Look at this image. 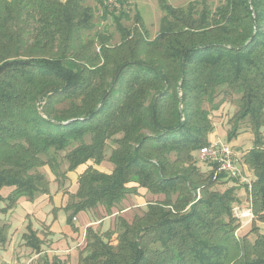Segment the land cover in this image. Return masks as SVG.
<instances>
[{
    "label": "trees",
    "instance_id": "1",
    "mask_svg": "<svg viewBox=\"0 0 264 264\" xmlns=\"http://www.w3.org/2000/svg\"><path fill=\"white\" fill-rule=\"evenodd\" d=\"M161 4L152 40L126 31L120 9L110 14L120 43L107 46L101 34L93 54L84 33L95 14L85 0H0L1 211L50 194L43 168L61 188L67 173L86 165L64 207L69 225L82 211H123L140 188L163 198L130 221L116 216L105 232L88 227L77 264H264V234L253 241L235 234L237 188L213 190L220 179L243 185L253 218L264 224V0L215 7L197 0L185 10ZM233 94L238 112L227 139L248 123L253 142L241 162L254 177L249 185L223 173L214 180L217 165L207 163L206 174L192 156L209 143V109ZM103 161L110 173L93 167ZM3 188H11L5 198ZM7 231L0 224V245ZM26 231L25 245L40 254L42 240L29 224Z\"/></svg>",
    "mask_w": 264,
    "mask_h": 264
},
{
    "label": "rangeland",
    "instance_id": "2",
    "mask_svg": "<svg viewBox=\"0 0 264 264\" xmlns=\"http://www.w3.org/2000/svg\"><path fill=\"white\" fill-rule=\"evenodd\" d=\"M164 1L166 5L172 8L185 10L190 3H193L197 0ZM220 1L221 0H207V2L212 5V7L217 6ZM98 2V0H85L86 5L91 7L95 14L94 20H92L94 22L93 29H91L89 33H84V35L87 36L84 41L92 45L89 51L90 53H99L98 37L101 34L108 36L109 40L107 42V46H113L120 43L121 35L115 27L114 18L110 16V14L112 13L117 15L120 9L124 10L128 15V17L123 18L121 20V24L126 29V31H131L134 29V27L138 28L141 34L149 40H152L159 33L160 21L163 16L161 0H124L122 2H119L118 0H102V3L106 5V7H108L107 14H104V9L102 8V6L99 5ZM221 98L222 96L218 97L217 100H220ZM238 98V95L235 94H233L232 96H227L223 101H219L216 104L215 108L209 109V115L213 131L208 136L209 142H211L212 138H214V141H219L230 147V149L234 153H238L237 156H235L237 159L238 157L242 158V154H244L252 147L253 142V134L251 133L247 122H243L240 124L239 134L236 137L230 139L229 141L227 139L228 131H230L234 117L238 112ZM261 130L264 133V125ZM114 147L115 145H113V143L109 141L106 148L107 156L110 154L111 149ZM192 156L196 166L202 172H207L206 174H208V171L211 170V166L207 163H203L200 161L199 151L193 152ZM43 171H48V168H43ZM242 174H244V172H242ZM217 175H219V172L215 171L213 175L214 180L216 179ZM221 180L222 179H220L218 181V184L213 187V190L223 192L228 187L235 186L237 188L235 195L240 203H238L239 205L236 204L233 208L236 207L238 210L246 209L248 204L246 200L247 192L245 191L243 185L241 186L237 183H228L225 185L219 183ZM247 180L252 182L254 180L253 175L251 174L249 177H247ZM65 185H67V188H69V182L66 181ZM57 186L58 185L55 184V187ZM65 190L66 189H64V191ZM158 196L159 197H156L157 199L155 198V200H161L163 198L162 195ZM151 201H148L147 203ZM143 210H146L145 206L141 207L140 209L135 206L131 207L130 210L125 213L124 217L130 221L134 214ZM25 214H27V211L22 206H19L17 211L14 210V212H4L1 211L0 208V221H8L10 225L11 223H13L11 227L8 226L6 244L0 245V264H7V261L21 263L28 260H31V264H37L38 261H40L39 259L41 256L46 255L48 258H53L57 256H51L49 253H47L44 246H41L40 254H36L33 250H31L25 245V239L22 238V234H19L16 237H11L15 228L19 227L20 224L24 221ZM236 223L238 224V228L235 231V234L238 237L246 235L250 241H253L258 235L257 233L264 234V224L256 221L253 217L252 220L236 218ZM106 227L107 223L103 228L104 232L107 230ZM43 230L47 231V229L45 228ZM24 233H27V231H25ZM42 233L43 236L46 235L45 232L42 231ZM42 242L44 243L45 241L42 240ZM113 243H115V241H113ZM10 246H12L10 249L11 251L7 250L10 251L8 254L3 253L7 249V247ZM25 247L29 249H25Z\"/></svg>",
    "mask_w": 264,
    "mask_h": 264
},
{
    "label": "crops",
    "instance_id": "3",
    "mask_svg": "<svg viewBox=\"0 0 264 264\" xmlns=\"http://www.w3.org/2000/svg\"><path fill=\"white\" fill-rule=\"evenodd\" d=\"M211 141H214V138H212ZM234 154L237 156L238 153L235 152ZM238 159L239 163H237V165L240 170L244 172L243 175L249 177L250 175L247 167L241 162L242 158L238 157ZM88 164L92 163L89 162ZM93 167L103 173H110L113 169V165L108 161H103L100 165H93ZM85 168L86 165H81L74 172L67 173L69 188H67V185L65 184L61 188H58V186L55 187V184L57 185V183L48 169L45 173L50 182V194L39 195L32 201L25 197H21L18 199L16 205L8 211H17L19 206L24 207L27 211L24 221L19 227L15 228L11 237H16L19 234L23 235L26 231L27 224H29L37 233V237L40 240L45 241L42 246H44L47 253L51 256L57 255L55 257L64 264H77L79 253L86 245L85 234L88 227L104 232L103 228L107 223L106 229H112L114 227L116 216L124 217L125 213L130 210L131 207L135 206L140 209L141 207L146 206L148 201H155V198L159 197L153 196L147 193L145 189L140 188L137 196H128L123 200L121 203L123 211L118 212L116 208H113L111 213H106L102 207L94 210L82 211L74 216L72 225H69L66 221L69 212L64 210V207L69 201V194H76L78 188V176L85 170ZM64 189L66 190L64 191ZM10 191L11 188H3L1 194L5 198ZM3 206L4 203H1L0 208ZM0 223L7 224L9 227L13 225V223L10 225L8 221H0ZM44 228L47 229V231L43 230ZM42 231L45 232L46 235L43 236ZM11 247L12 246L7 247L3 253L8 254L11 251ZM25 249L29 248L25 247Z\"/></svg>",
    "mask_w": 264,
    "mask_h": 264
},
{
    "label": "built area",
    "instance_id": "4",
    "mask_svg": "<svg viewBox=\"0 0 264 264\" xmlns=\"http://www.w3.org/2000/svg\"><path fill=\"white\" fill-rule=\"evenodd\" d=\"M199 159L203 163L216 164V171L223 173L226 179H238L240 182H245L248 185L250 182L242 174L237 163L239 160L235 157L234 152L227 145L219 141H211L207 145L203 146L199 150ZM233 214L238 219L252 220V212L249 206L244 210H238L236 207L233 208ZM7 264H31V260L25 262H6Z\"/></svg>",
    "mask_w": 264,
    "mask_h": 264
}]
</instances>
